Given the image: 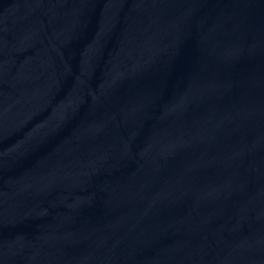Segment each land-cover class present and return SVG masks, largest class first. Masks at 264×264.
<instances>
[{
	"label": "water",
	"instance_id": "water-1",
	"mask_svg": "<svg viewBox=\"0 0 264 264\" xmlns=\"http://www.w3.org/2000/svg\"><path fill=\"white\" fill-rule=\"evenodd\" d=\"M0 264H264V0H0Z\"/></svg>",
	"mask_w": 264,
	"mask_h": 264
}]
</instances>
